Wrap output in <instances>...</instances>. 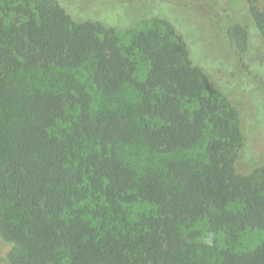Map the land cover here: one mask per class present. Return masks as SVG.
Masks as SVG:
<instances>
[{
  "label": "trees",
  "instance_id": "16d2710c",
  "mask_svg": "<svg viewBox=\"0 0 264 264\" xmlns=\"http://www.w3.org/2000/svg\"><path fill=\"white\" fill-rule=\"evenodd\" d=\"M264 37V3L247 0ZM116 28L77 21L57 0L0 1V237L7 264H264V164L242 172L238 113L208 72L193 64L184 34L166 19L135 30L121 45ZM240 50L248 34L230 29ZM148 62L135 76V54ZM62 82H34V71ZM85 73L88 83L80 79ZM136 104L93 109L89 87ZM196 101L183 107L182 100ZM206 130L203 161L186 150ZM134 143L166 155L138 170ZM137 201L153 207L130 219ZM205 219L251 250L221 249L211 259L184 233Z\"/></svg>",
  "mask_w": 264,
  "mask_h": 264
},
{
  "label": "rangeland",
  "instance_id": "374dc122",
  "mask_svg": "<svg viewBox=\"0 0 264 264\" xmlns=\"http://www.w3.org/2000/svg\"><path fill=\"white\" fill-rule=\"evenodd\" d=\"M57 1L67 6L77 21L93 20L116 28L115 35L121 45L127 44L129 40L127 28H149L152 26V18L169 21L178 32L184 34L183 39L193 64L204 67L216 88L237 110V122L244 137V147L238 162L239 169L246 172L252 167L264 164V37L252 23L247 0ZM255 3L261 7L264 0H257ZM237 25L243 26L248 34L243 50L239 49L235 37L229 32ZM135 58V76L140 80L144 79L148 62L139 53L135 54ZM33 77L37 84L41 82L51 85L62 82L55 69L46 72L42 69L35 70ZM79 77L88 83L85 73ZM89 91L93 109L125 105L132 108L139 99L132 87L112 96L103 94L95 86H90ZM182 104L183 107L192 108L197 102L183 99ZM209 134L206 130L204 138L197 146L181 154H185L192 161H203ZM128 149L138 170L158 165L166 158V155L151 151L142 143H134ZM127 210L133 220L140 214L149 213L153 207L137 201L130 204ZM184 233L189 235L192 241L202 244L211 259L227 247L235 251L251 250L263 236L260 229L246 228L238 239L230 240L222 231H211L205 219L186 228ZM9 247L10 243L0 237V264H7L5 254Z\"/></svg>",
  "mask_w": 264,
  "mask_h": 264
}]
</instances>
